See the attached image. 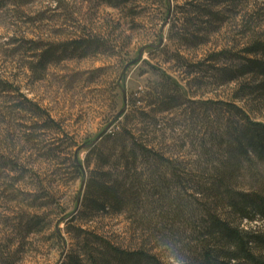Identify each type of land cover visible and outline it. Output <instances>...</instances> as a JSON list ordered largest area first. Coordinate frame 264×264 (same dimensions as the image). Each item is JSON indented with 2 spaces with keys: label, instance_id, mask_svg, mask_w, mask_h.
<instances>
[{
  "label": "rangeland",
  "instance_id": "obj_1",
  "mask_svg": "<svg viewBox=\"0 0 264 264\" xmlns=\"http://www.w3.org/2000/svg\"><path fill=\"white\" fill-rule=\"evenodd\" d=\"M256 41L264 0H0V264H91L83 231L198 264L214 180L264 190V162L229 153L232 105L264 123L263 78L243 72ZM123 131L174 167L126 168ZM92 177L123 203L86 208Z\"/></svg>",
  "mask_w": 264,
  "mask_h": 264
},
{
  "label": "trees",
  "instance_id": "obj_2",
  "mask_svg": "<svg viewBox=\"0 0 264 264\" xmlns=\"http://www.w3.org/2000/svg\"><path fill=\"white\" fill-rule=\"evenodd\" d=\"M247 52L260 57L246 59L243 72H252L263 78L256 87L264 97V43L254 42ZM232 108L239 114L241 124L230 133L229 153L236 162H253L251 155L264 162V123L252 120L235 105ZM125 132L128 136L119 139L120 156L117 158L125 162L126 168L136 169L140 156L146 159L153 157L167 166H173L168 158L140 143L130 131H123L122 134ZM74 167L80 171V163L75 162ZM171 174L175 181L179 180L177 170L172 168ZM233 175L234 170L225 169L207 190L210 191L209 197L214 199V206L206 208L203 215L198 264H264V230L241 226L244 220L249 223L261 221L264 226V190L236 188ZM107 178L92 177L88 180L85 204L89 210L104 212L107 207L115 208L123 203L124 193ZM83 233H87L85 239L88 246L91 242L100 249H89L85 245L91 264H167L145 249L127 250L97 233ZM80 261V256L75 255L61 264H80Z\"/></svg>",
  "mask_w": 264,
  "mask_h": 264
},
{
  "label": "water",
  "instance_id": "obj_3",
  "mask_svg": "<svg viewBox=\"0 0 264 264\" xmlns=\"http://www.w3.org/2000/svg\"><path fill=\"white\" fill-rule=\"evenodd\" d=\"M141 52H142V51L139 52L138 57H137L135 60L131 61V62L129 63V65H130V64H134V63H136V62L139 60L140 55H141ZM122 112H123V109H121V110L119 111V114H121ZM105 132H106V130H104L101 134H99L97 138H100ZM88 145H89V144H83V145L79 146V147L76 149V151H75V157H77L78 151H79L80 149L85 148V147H87Z\"/></svg>",
  "mask_w": 264,
  "mask_h": 264
}]
</instances>
